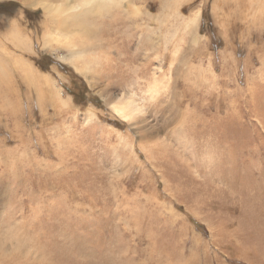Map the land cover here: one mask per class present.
I'll list each match as a JSON object with an SVG mask.
<instances>
[{"label": "rangeland", "instance_id": "374dc122", "mask_svg": "<svg viewBox=\"0 0 264 264\" xmlns=\"http://www.w3.org/2000/svg\"><path fill=\"white\" fill-rule=\"evenodd\" d=\"M130 2L147 22L95 50L0 0L45 79L0 108V264H264V0Z\"/></svg>", "mask_w": 264, "mask_h": 264}, {"label": "bare ground", "instance_id": "6f19581e", "mask_svg": "<svg viewBox=\"0 0 264 264\" xmlns=\"http://www.w3.org/2000/svg\"><path fill=\"white\" fill-rule=\"evenodd\" d=\"M20 1L23 2L22 5L29 4L30 7H34L33 10L41 9L44 19L47 18L46 22L42 21L43 23L41 24V30H44L47 33L46 34L47 36L50 35L51 40H48L49 37L47 36H46L47 40H44L43 38L45 36L42 33L40 37H41V40H43V43H45V41L52 42L53 40H55V38L61 37L60 35H68L67 37L69 38L72 37V38H70L69 40L67 39L66 44L74 46L77 43L74 37L76 33H80L86 37L85 38L86 41H92V44L87 45V49L93 48L95 50L99 49V47L100 48L103 47V45L101 44L102 42L101 43L99 42L104 40L103 38L104 32H110L111 34H114L116 33V31H119L122 28L132 29L137 26L140 27L141 25H144L147 22L146 20L150 17L147 14V12L143 10V8H136V12H135L137 15H141L142 18L138 17V19H136V17H133V14L131 16L133 17L134 20L131 19L130 17H127V13L121 10L122 6H120L119 4L120 0H117V1L116 0H101L99 2H94V6L86 7L81 11V13L79 14V17L81 18H74V19H70L69 16L62 15L59 2L52 3V5H46L44 3V0H20ZM130 1L132 0H127V4L131 6L132 4L130 3L132 2ZM233 4H234V0H231L230 6ZM37 5H42V8ZM94 11L101 14L99 16L102 19L101 20L102 23L100 25H98L99 22L96 19L91 20L89 18L91 13ZM257 19L262 20L263 16L260 14L257 16ZM12 22L16 23L17 28L19 30L13 29ZM136 22H138L139 24ZM8 25H10L11 29L13 30L9 28L7 29V27L0 29V38H2L1 34H3V36H5V39L4 38L2 39L6 40V41L0 40V108L5 109V110H7L5 108L7 107L6 106L7 98L12 95L14 96V95L21 94L20 91L12 85L13 81L11 78H12L13 72L15 75H16V72L17 74H20V73L23 74L25 77L28 78V82H31V80L34 79L33 81H36L39 92L40 91L43 92V89H42L43 82L41 81H45V79L42 80L40 74L35 72V70L33 71L31 64L28 63L27 60L25 59V55L28 52L30 43L32 40H34V38L32 37L34 30L32 32L27 31L29 34H27V32L26 34H23V31L21 30L20 22H18L14 18L12 20H7L5 22L4 26H8ZM96 26H97V29L93 31V28H95ZM37 30L38 29L36 28L35 30L36 33H37ZM7 41H9L10 44L9 43L7 44ZM36 41L39 42V38ZM131 41L133 40H129L128 43ZM93 60H94L93 61L94 63H98V64L102 63L100 56L96 57L95 55ZM9 64L11 65L16 64L17 67L11 68ZM39 96H41V94H39ZM33 99H35V102L38 103L39 99L41 98L33 97ZM15 108L16 107H13V105H10V109L13 112H16ZM129 112H132V111H129ZM15 126H17V124Z\"/></svg>", "mask_w": 264, "mask_h": 264}]
</instances>
